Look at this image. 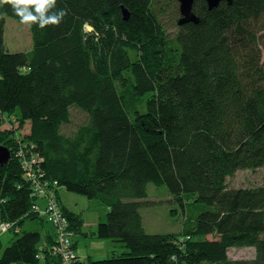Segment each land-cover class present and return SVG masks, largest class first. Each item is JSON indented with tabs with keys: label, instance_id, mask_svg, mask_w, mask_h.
Returning <instances> with one entry per match:
<instances>
[{
	"label": "trees",
	"instance_id": "16d2710c",
	"mask_svg": "<svg viewBox=\"0 0 264 264\" xmlns=\"http://www.w3.org/2000/svg\"><path fill=\"white\" fill-rule=\"evenodd\" d=\"M56 6L69 10L59 26H29L31 49L9 52L5 17L19 18L0 5V145L11 155L0 166V225L14 234L0 242V264H63L49 198L74 250L75 236L125 249L86 264H264V186L229 183L264 169V0L212 10L195 0L199 22L181 26L174 0ZM71 110L86 120L66 134ZM149 184L181 208L180 229L145 232ZM60 191L99 201L106 220L87 230ZM27 221L50 228L23 231ZM232 249L252 255L233 259Z\"/></svg>",
	"mask_w": 264,
	"mask_h": 264
},
{
	"label": "rangeland",
	"instance_id": "374dc122",
	"mask_svg": "<svg viewBox=\"0 0 264 264\" xmlns=\"http://www.w3.org/2000/svg\"><path fill=\"white\" fill-rule=\"evenodd\" d=\"M1 5V4H0ZM89 31V30H88ZM5 45L9 52H23L31 49L32 40L29 31V26L21 24L19 21L9 17H5ZM86 117L75 111L71 110V120L67 126L63 127V131L68 134L75 130V127L84 123ZM7 126L4 124L2 127ZM29 131V126H24L23 133ZM229 183L232 187L239 186H264V169H259L255 172L239 171L230 180ZM61 203L73 208L74 210L83 213V218L90 228V231H95L96 226L100 220L104 222L106 216V207L97 200H89L83 196L60 191ZM147 200L150 203L141 209L143 225L147 234H163L169 233L180 229L183 221L181 208L171 201V197L164 186L156 188L153 185L147 186ZM40 206L44 203L40 201ZM201 205H197L193 212H200ZM191 214H193L191 212ZM49 229L48 223L43 225V228L36 221H27L22 227L23 231H39L42 229ZM85 230V229H84ZM85 230V231H87ZM14 238V234L9 231H2L0 229V242L1 250L6 248L10 241ZM76 240L75 253L79 256L80 260L86 264L89 256L93 260H104L115 254H122L123 250L119 245L107 239L86 238L84 236H75ZM250 252L248 250L229 251V257L233 259L248 258Z\"/></svg>",
	"mask_w": 264,
	"mask_h": 264
},
{
	"label": "clouds",
	"instance_id": "9594fccd",
	"mask_svg": "<svg viewBox=\"0 0 264 264\" xmlns=\"http://www.w3.org/2000/svg\"><path fill=\"white\" fill-rule=\"evenodd\" d=\"M0 4L10 5L21 24L41 30L59 26L69 12L67 8H57V0H0Z\"/></svg>",
	"mask_w": 264,
	"mask_h": 264
},
{
	"label": "built area",
	"instance_id": "2783aa9c",
	"mask_svg": "<svg viewBox=\"0 0 264 264\" xmlns=\"http://www.w3.org/2000/svg\"><path fill=\"white\" fill-rule=\"evenodd\" d=\"M33 209L38 210V207L34 206ZM44 215L47 222L56 230L57 244L53 253L62 259L63 264H77L78 256L72 248V237L67 231V218L53 198L48 199ZM0 229L7 231V226L2 224L0 225Z\"/></svg>",
	"mask_w": 264,
	"mask_h": 264
},
{
	"label": "water",
	"instance_id": "95a60500",
	"mask_svg": "<svg viewBox=\"0 0 264 264\" xmlns=\"http://www.w3.org/2000/svg\"><path fill=\"white\" fill-rule=\"evenodd\" d=\"M179 4V12L181 19L178 22V25H184L188 23L197 24L199 19L193 14V5L195 0H174ZM207 4L209 10L215 9L222 2L230 3L231 0H204ZM123 18H128V13L126 10H122ZM10 152L5 147L0 145V166L6 165L10 160Z\"/></svg>",
	"mask_w": 264,
	"mask_h": 264
},
{
	"label": "crops",
	"instance_id": "0c3cea01",
	"mask_svg": "<svg viewBox=\"0 0 264 264\" xmlns=\"http://www.w3.org/2000/svg\"><path fill=\"white\" fill-rule=\"evenodd\" d=\"M60 196H61V193H60ZM65 206H66V205H65ZM67 208H68L69 210L73 211V212H78V211L74 210L73 208H70L69 206H67ZM82 214H83V213H82ZM83 219H84V218H83ZM84 221H85V219H84ZM100 221H103V219L100 220ZM100 221H99V222H100ZM85 228H90V226L86 223V221H85ZM236 250H243V249H236ZM245 250H248V252H251V253H249L250 256L252 255V250H250V249H245Z\"/></svg>",
	"mask_w": 264,
	"mask_h": 264
}]
</instances>
